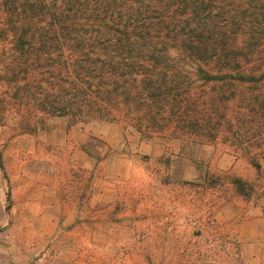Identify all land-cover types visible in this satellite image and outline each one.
Instances as JSON below:
<instances>
[{
	"label": "rangeland",
	"instance_id": "rangeland-1",
	"mask_svg": "<svg viewBox=\"0 0 264 264\" xmlns=\"http://www.w3.org/2000/svg\"><path fill=\"white\" fill-rule=\"evenodd\" d=\"M1 30L11 31L5 14ZM12 39L1 40L0 61ZM169 54L195 73L191 59ZM16 121L11 112L0 121V264H264V247L246 252L241 234L253 223L264 237V155L248 153L227 128L200 144L173 138V127L142 136L122 120L50 118L36 134ZM104 187L112 233L122 231L117 216L139 212L125 240L109 246L99 241Z\"/></svg>",
	"mask_w": 264,
	"mask_h": 264
},
{
	"label": "trees",
	"instance_id": "trees-1",
	"mask_svg": "<svg viewBox=\"0 0 264 264\" xmlns=\"http://www.w3.org/2000/svg\"><path fill=\"white\" fill-rule=\"evenodd\" d=\"M2 6L11 31L0 39L12 36L13 45L0 61V121L11 112L36 134L50 118L122 120L142 136L173 127V138L200 144L227 128L248 153L264 155V0ZM171 49L191 59L195 73L171 59Z\"/></svg>",
	"mask_w": 264,
	"mask_h": 264
},
{
	"label": "crops",
	"instance_id": "crops-1",
	"mask_svg": "<svg viewBox=\"0 0 264 264\" xmlns=\"http://www.w3.org/2000/svg\"><path fill=\"white\" fill-rule=\"evenodd\" d=\"M4 2H1L0 0V15L5 14L7 17V13L4 10V7L2 6ZM9 30L6 31H0V32H8ZM2 39H0L1 42ZM5 41V40H4ZM58 202H60L61 204H65L64 201H62V190L61 187L58 186ZM100 202L101 208H104L106 210L105 207L108 206L109 202H110V198L108 196V188L104 187L102 188L101 192H100V198L99 201H97V204ZM69 204L66 205L67 208L69 209V218H72L73 216H75L74 214H71V210H73V208H75L73 205H71L70 202H68ZM93 206V205H92ZM133 214V219L132 220H128L126 219L127 216H125L124 213H122V215L117 216L115 219V224H118V228L122 229L121 234H119V231L115 233H112V231H110V229L108 228L111 224H109L110 219L108 217V210H106V213L104 216L101 217V223L103 225H105L106 227V231L104 233L101 234V239L99 240L100 242H115V241H119V240H125L126 237V233H125V227L127 224H129V222L133 221L135 219V217L139 216V212H137V210L132 212ZM241 234H242V239H243V246L246 252H249L251 250V248L255 249L256 251L259 249V251H261L264 247V237L261 236V234L259 233V227L254 225L253 223L250 224H245L242 229H241ZM115 239V240H114ZM262 242V243H261ZM261 243V244H260ZM106 246H109L108 243ZM136 255H132V257L129 258H135ZM132 260L126 261L123 260V264H136V263H131Z\"/></svg>",
	"mask_w": 264,
	"mask_h": 264
}]
</instances>
